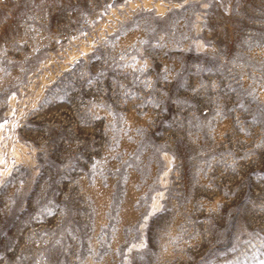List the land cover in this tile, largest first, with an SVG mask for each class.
I'll return each mask as SVG.
<instances>
[{
	"label": "rangeland",
	"instance_id": "rangeland-1",
	"mask_svg": "<svg viewBox=\"0 0 264 264\" xmlns=\"http://www.w3.org/2000/svg\"><path fill=\"white\" fill-rule=\"evenodd\" d=\"M0 264H264V0H0Z\"/></svg>",
	"mask_w": 264,
	"mask_h": 264
}]
</instances>
